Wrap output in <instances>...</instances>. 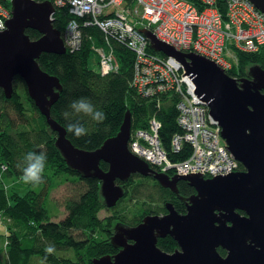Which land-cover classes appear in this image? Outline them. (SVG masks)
<instances>
[{
    "label": "water",
    "instance_id": "water-1",
    "mask_svg": "<svg viewBox=\"0 0 264 264\" xmlns=\"http://www.w3.org/2000/svg\"><path fill=\"white\" fill-rule=\"evenodd\" d=\"M250 1L264 12V0ZM54 12L48 0H10L11 15L0 31V89L4 96L13 95V80L20 77L29 98L56 133L54 145L67 168L80 177L99 180L105 207L115 206L124 196L123 182L132 174L151 175L186 207L180 213L167 201L163 214H146L135 225L116 222L110 242L118 251L94 257L91 264H260L264 260V68L252 64L246 76L234 78L212 60L177 50L157 39L150 29L139 28L154 52L174 57L192 77L227 149L245 168L208 178L169 175L154 170L129 150V110L118 132L89 150L73 145L65 128L51 117L50 107L62 85L37 59L43 52L66 51L60 31L52 25ZM27 28L40 36L31 39L25 33ZM101 161L107 164L106 169L100 166ZM179 180H185L194 193L180 195ZM167 235L177 243L172 252L157 246L158 238ZM218 247L226 251L224 256Z\"/></svg>",
    "mask_w": 264,
    "mask_h": 264
},
{
    "label": "trees",
    "instance_id": "trees-1",
    "mask_svg": "<svg viewBox=\"0 0 264 264\" xmlns=\"http://www.w3.org/2000/svg\"><path fill=\"white\" fill-rule=\"evenodd\" d=\"M223 4L224 0H217L221 11H224ZM6 6L9 8V2H6ZM70 18L73 16L66 8H57L53 13L52 25L62 35ZM81 30L83 42L78 50L66 48L62 54L43 52L37 59L39 66L57 76L62 85L58 99L50 107L51 117L65 131L69 123L76 122L87 129V135L80 138L67 131L66 137L76 147L88 150L97 148L106 138L118 132L129 110L131 129L146 128L151 118L158 119L161 123L160 141L168 156L172 160L186 158L191 151L188 143L184 142L179 152H173L169 144L175 132H182L177 123L179 95L174 91L159 92L153 96L137 92L131 84L134 53L116 41L111 43L115 48L118 69L101 73L98 67L93 66L97 63L93 46L102 45V31L97 26H82ZM25 33L31 39L40 36L38 31L31 28L25 29ZM235 53L237 64L227 71L230 76L240 78L246 75L252 64L264 67V45L254 52L236 50ZM13 84L14 93L10 98H6L0 89V163L6 165L4 178L8 179L13 174L22 176L23 168L27 166L25 157L28 152H44L47 160L38 192L25 187L22 191L11 188L7 179L9 184L5 189L0 182V222L5 224L2 244L5 251L2 248L0 264L7 261L9 264H31L34 257L47 264H91L93 257L112 255L118 251L110 242L116 222L135 225L146 214L165 213L164 204L167 201L178 212H185V204L174 192L162 187L151 175L140 174L130 175L123 182L124 196L115 206L105 207L99 192V180L80 177L67 168L54 145L56 133L49 129L45 117L29 98L24 82L16 76ZM81 98L90 101L96 110L104 113L106 118L103 122L72 109V103ZM100 166L107 168L103 161ZM52 179L55 182H50ZM144 180L154 183L146 185ZM59 181L73 182L76 196L63 200L66 213L63 218L53 221L48 219L50 210L45 201L49 200L51 187ZM78 183L82 185L76 186ZM177 188L183 196L195 191L185 180H179ZM102 209L110 214L99 217ZM8 218L10 224L7 227L5 221ZM10 225L15 230H11ZM48 246L55 248L54 253L46 254ZM157 246L171 252L177 243L167 235L158 238ZM218 251L224 253L221 248Z\"/></svg>",
    "mask_w": 264,
    "mask_h": 264
},
{
    "label": "built area",
    "instance_id": "built-area-1",
    "mask_svg": "<svg viewBox=\"0 0 264 264\" xmlns=\"http://www.w3.org/2000/svg\"><path fill=\"white\" fill-rule=\"evenodd\" d=\"M48 1L52 6L66 8L73 16L62 34L66 48L81 47L82 26H97L102 31L103 43L93 49L101 73L118 69L111 43L116 41L134 53L132 85L137 92L153 96L174 91L179 95L177 123L182 132H175L169 144L173 152H179L186 142L191 147L190 154L182 160H172L160 141L161 123L151 118L146 128H134L130 132L128 147L134 155L154 170L169 175L200 174L208 178L237 171L239 162L227 149L208 106L197 95L192 77L174 57L149 51L148 39L139 28L150 29L157 38L179 50L199 53L227 72L234 63L225 58L226 50L254 52L264 45V12L250 0H224V11L218 7L217 0H132L140 8L141 25L136 26L130 24L131 12L122 7L126 0ZM132 12L138 16L135 5ZM10 15V0H0L3 25L0 31L6 28ZM70 22H75L76 27L70 29ZM5 169L6 165L0 163V182L7 189Z\"/></svg>",
    "mask_w": 264,
    "mask_h": 264
},
{
    "label": "rangeland",
    "instance_id": "rangeland-1",
    "mask_svg": "<svg viewBox=\"0 0 264 264\" xmlns=\"http://www.w3.org/2000/svg\"><path fill=\"white\" fill-rule=\"evenodd\" d=\"M134 5L137 7L138 16H136L132 12V8L134 7ZM53 7L55 8V10L57 8H59V7H55V6H53ZM122 7L127 12H131L128 15L130 24L136 25V26L141 25L140 8L136 5V3L134 1L131 0L129 2L128 0H126L122 4ZM52 18H53V14H52ZM69 20H68V22H69ZM68 22L66 23L65 27L67 26ZM225 54H226L225 55L226 59H230L234 63V65L237 64L236 53H234L233 49L226 50ZM94 55L97 58L96 53H94ZM93 66L95 68L98 67V60H97V63L94 64ZM136 178L139 179L138 177H136ZM18 180L20 182H18ZM149 180L153 181L152 179H149ZM7 181L10 183L11 188L13 187V188H16L17 190H19V188H21V186H25V189L31 188L33 190V192H38L39 190H41V184L40 183L36 184V185L25 184L22 181L21 176L18 177L15 174H13V176H10V178H8ZM50 182H52V183L55 182V179L50 180ZM144 182L146 183V185L154 183V182H149L147 180H144ZM80 185H82V183L76 184V186H80ZM74 187H75V184L73 182H69V181H65V182L59 181V182H56V185L51 187V189L49 191V200L45 201V204H46L47 208L51 211V213L54 214L53 218L56 221L63 218L65 213H66V211L64 209V205H63V200L65 198H68V197H75L76 196V192L74 191ZM158 206H160V205H158ZM109 214H110V212L106 209H102L98 213L99 217H104V216H107ZM5 223H7V227H8V225L10 224L9 218L5 221ZM4 227H5V224L0 222V255L3 252L2 251V248H3L2 244H3V239H4V236H3ZM10 227H11V230H15V227H13L11 225H10ZM3 250H4V248H3ZM2 258H4V257H2ZM6 264H9V262L7 261ZM31 264H47V263H45L44 261H41L39 257H34V261L32 260Z\"/></svg>",
    "mask_w": 264,
    "mask_h": 264
},
{
    "label": "clouds",
    "instance_id": "clouds-1",
    "mask_svg": "<svg viewBox=\"0 0 264 264\" xmlns=\"http://www.w3.org/2000/svg\"><path fill=\"white\" fill-rule=\"evenodd\" d=\"M3 25L0 24V28ZM75 22H70L69 28H75ZM72 109L77 113H84L86 115H91L94 120L97 122H103L106 118L102 111H98L94 108L90 101L81 98L77 101H74L71 105ZM67 116V114H65ZM67 132L72 133L77 138L87 135V129L83 126V124L69 123L66 129ZM25 160L27 162V166L23 168V174L21 176L22 181L25 184L36 185L43 182V176L45 172V165L47 160V155L44 152H28L26 154ZM55 248L53 246H48L45 249L46 254L54 253Z\"/></svg>",
    "mask_w": 264,
    "mask_h": 264
},
{
    "label": "bare ground",
    "instance_id": "bare-ground-1",
    "mask_svg": "<svg viewBox=\"0 0 264 264\" xmlns=\"http://www.w3.org/2000/svg\"><path fill=\"white\" fill-rule=\"evenodd\" d=\"M152 33H153V32H152ZM153 34H154V33H153ZM154 35H155V34H154ZM155 36H156V35H155ZM156 38H157V37H156ZM157 39H159V38H157ZM159 40H160V39H159ZM161 41H162V40H161ZM168 45H169V44H168ZM170 46H171V45H170ZM172 47H173V46H172ZM174 48H175V47H174ZM175 49H177V48H175ZM230 49H231V48H230ZM177 50H179V49H177ZM236 50H237V49H236ZM236 50L233 49L234 53L236 52ZM180 51H183V52H193V51H187V50H180ZM194 53H196V52H194ZM196 54H199V53H196ZM199 55H201V54H199ZM225 55H226V54H225ZM225 55H224V56H225ZM202 56H203V55H202ZM204 57H205V56H204ZM206 58H207V57H206ZM208 59H209V58H208ZM210 60H211V59H210ZM212 61H213V60H212ZM213 62H214V61H213ZM214 63H215V62H214ZM215 64H216V63H215ZM258 65H259V64H258ZM218 66H219V65H218ZM219 67H220V66H219ZM262 67H263V66H262ZM263 68H264V67H263ZM225 72H226V71H225ZM227 73H228V72H227ZM232 77L237 78V77H235V76H232ZM48 211H49V210H48ZM48 215H49V217H48L49 220L56 221V220L53 218V217H54V216H53L54 214H52L51 211L48 212ZM93 258H94V257H93ZM93 258H92V259H93ZM92 259H91V261H92ZM260 264H264V260L261 261Z\"/></svg>",
    "mask_w": 264,
    "mask_h": 264
},
{
    "label": "flooded vegetation",
    "instance_id": "flooded-vegetation-1",
    "mask_svg": "<svg viewBox=\"0 0 264 264\" xmlns=\"http://www.w3.org/2000/svg\"><path fill=\"white\" fill-rule=\"evenodd\" d=\"M244 76H246V75H244ZM244 76H241V77H244ZM241 77H240V78H241ZM262 92H264V89H262ZM244 169H245L244 166H243L241 163H239L237 170H238V171H242V170H244ZM162 214H163V213H162ZM176 248H177V247H176ZM176 248H175V249H176ZM218 248H221V247H218ZM218 248H217V250H218ZM175 249H174V250H175ZM221 249H223V248H221ZM223 250H224V249H223ZM163 251H165V250H163ZM166 252H169V251H166ZM171 252H172V251H171ZM218 252H219V251H218ZM219 253H220V252H219ZM220 254H221V253H220ZM225 254H226V251L224 250V253L221 254V255L224 256Z\"/></svg>",
    "mask_w": 264,
    "mask_h": 264
},
{
    "label": "crops",
    "instance_id": "crops-1",
    "mask_svg": "<svg viewBox=\"0 0 264 264\" xmlns=\"http://www.w3.org/2000/svg\"><path fill=\"white\" fill-rule=\"evenodd\" d=\"M141 28V27H140ZM61 37H62V35H61ZM148 39V38H147ZM63 40V39H62ZM64 44V43H63ZM65 46V45H64ZM66 48V47H65ZM148 49H149V51H152V52H154L151 48H150V46H149V41H148ZM132 51V50H131ZM133 52V51H132ZM154 53H156V52H154ZM156 54H158V55H161V56H163V57H168V56H166V55H164L163 53H156ZM134 61V60H133ZM131 84H132V81H131ZM133 86V85H132ZM158 120V119H157ZM132 130V129H131ZM5 179V178H4ZM6 180V179H5ZM18 182H20L19 180H18ZM24 187L25 186H22L21 188H19V190L20 191H22L21 189H23L24 190Z\"/></svg>",
    "mask_w": 264,
    "mask_h": 264
}]
</instances>
